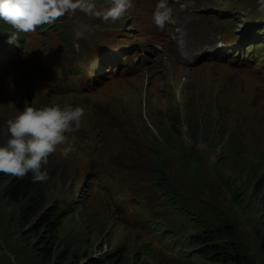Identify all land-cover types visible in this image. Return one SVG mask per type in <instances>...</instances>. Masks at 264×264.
Here are the masks:
<instances>
[{"label":"rangeland","instance_id":"rangeland-1","mask_svg":"<svg viewBox=\"0 0 264 264\" xmlns=\"http://www.w3.org/2000/svg\"><path fill=\"white\" fill-rule=\"evenodd\" d=\"M57 1L75 13L63 25L78 35L70 19L86 22L90 35L76 45V54L65 51L49 32L44 51L35 47L28 59L25 52L8 67L2 62L11 50L0 58V144L8 138L7 120L25 106L81 104L89 116L66 145L72 147L70 155L63 157L60 148L44 165L52 181L44 212L21 219L20 207L4 196L7 181L0 180V264H213L192 253L181 257L167 242L154 244L149 228L154 210L178 237L206 236L231 264L248 258L264 264V51L257 49L246 65L207 62L201 52L210 32L195 23L179 34L178 54L171 55L154 48L171 40L168 28L152 38L137 23L129 28L131 20L117 37L109 16L116 0H104L103 6L82 0L89 14L79 0ZM132 2L136 17L137 0H125L124 10ZM206 8L241 12L243 18L235 19L244 24L264 21V0H208ZM182 14L177 10L175 16ZM40 40L27 45L33 48ZM123 46L131 50L121 57H129L105 65L109 71L101 83L92 85L81 74L62 77L69 68L91 70L92 60L110 62L112 51ZM48 52L68 67L45 64ZM234 53L218 55L227 54L226 61ZM26 88L34 98L30 105ZM186 105L192 106V115ZM171 107L186 120L199 111L204 132L197 143L190 141L187 126L179 127L177 135L174 115L168 118ZM97 127L103 129L104 142L97 138ZM234 131L239 142L232 150L223 135ZM125 141L126 147L119 145ZM135 153L142 156L147 180L145 171L139 177L123 168ZM97 174L100 181L91 182Z\"/></svg>","mask_w":264,"mask_h":264},{"label":"clouds","instance_id":"clouds-1","mask_svg":"<svg viewBox=\"0 0 264 264\" xmlns=\"http://www.w3.org/2000/svg\"><path fill=\"white\" fill-rule=\"evenodd\" d=\"M124 3L125 0H116L114 8L109 12L111 19L115 20L122 14ZM48 7V0H0V20L16 30L10 35L9 42H14L18 33H30L39 25L51 23ZM173 28L171 24L168 26L169 35H173ZM88 116V107L79 104L61 106L49 102L39 108L25 106L15 118L6 122L8 138L0 144V173L18 178L31 174L33 183L46 182L48 172L44 170L43 165H46L49 156L60 148L63 157L67 158L70 155L72 147L65 145L67 135L77 131L83 118L86 121ZM100 121L102 117L97 119V123ZM97 129L98 140L104 142L103 129L99 127ZM126 144L127 141L119 145L126 147ZM129 159L130 163L125 164L123 168L130 173L137 172L141 177L145 171L142 156L135 153ZM92 168L97 170L98 167L94 164ZM148 177L146 170L145 180ZM100 179L101 175L97 174L90 181L99 182ZM151 216H155L149 225L155 238L153 243L171 244V237L177 235L176 231H173L170 224L163 223V216L157 210L152 211ZM180 238L177 236V239Z\"/></svg>","mask_w":264,"mask_h":264},{"label":"trees","instance_id":"trees-1","mask_svg":"<svg viewBox=\"0 0 264 264\" xmlns=\"http://www.w3.org/2000/svg\"><path fill=\"white\" fill-rule=\"evenodd\" d=\"M107 1V0H105ZM104 0H98L103 6L106 4ZM51 0H48V5H51ZM191 103V102H190ZM188 106V105H186ZM185 106V107H186ZM189 113L192 115L191 108L192 106L187 107ZM199 113V111L197 112ZM197 113H194L193 116L187 117V120L182 119V115L179 114V109L175 110L173 113L172 107L170 110V114L168 116L169 121H171L172 115H174V121L177 123V135H180V128L183 126H187L188 134L191 138L190 141L197 143L198 139L203 137L204 129L202 127V120L197 116ZM179 125V126H178ZM196 129H195V128ZM193 128L195 129L193 131ZM176 134V132H174ZM238 133V131L231 132L230 134L223 135L224 138H227V144H229L232 150H235L238 147V142L234 137V134ZM206 140L209 145L212 143L209 140V134L205 135ZM44 170L47 168L43 165ZM51 174H53L50 171ZM0 180L7 181V185L4 188V196L13 204H16L20 207V217L22 218H33L38 216L41 212H44L50 203V192L49 186L51 184V179L48 174V179L46 182L42 183H33L31 179V174L25 176L23 178H18L12 175L0 173ZM158 185H162L159 183V180L156 177V181ZM165 186V185H164ZM169 206H173L172 204H168ZM48 215V214H47ZM46 215V216H47ZM50 222L45 223L44 227H47ZM184 239V240H183ZM170 246L175 250L178 255L181 257L187 256L189 254H193L195 258H203L213 264H231V260L228 259L227 255L223 250H220L217 245L215 246L210 240H207L206 236H192L190 238L177 239V235H173L171 237ZM189 249H192L189 251ZM193 258V260L195 259ZM183 259V258H180ZM192 260V261H193ZM182 260H179L181 262ZM185 264H196V262H189ZM238 264H261V262L255 261V259H245L244 261Z\"/></svg>","mask_w":264,"mask_h":264},{"label":"bare ground","instance_id":"bare-ground-1","mask_svg":"<svg viewBox=\"0 0 264 264\" xmlns=\"http://www.w3.org/2000/svg\"><path fill=\"white\" fill-rule=\"evenodd\" d=\"M53 14H54V16L56 15L55 12ZM195 19H196V15H195L194 11H192V9L190 8L185 13L184 17H182L181 21L185 22V23H188V22H191V21H193ZM208 57L209 58L217 57L218 60H223V58L221 56H219L218 54L209 55ZM220 64H222V63H220ZM221 66L224 67L223 64ZM192 167H194V166H192Z\"/></svg>","mask_w":264,"mask_h":264},{"label":"snow or ice","instance_id":"snow-or-ice-1","mask_svg":"<svg viewBox=\"0 0 264 264\" xmlns=\"http://www.w3.org/2000/svg\"><path fill=\"white\" fill-rule=\"evenodd\" d=\"M64 3H67V0H63Z\"/></svg>","mask_w":264,"mask_h":264}]
</instances>
